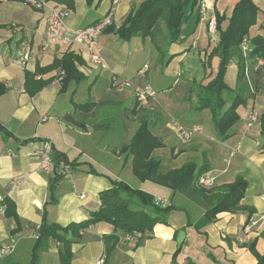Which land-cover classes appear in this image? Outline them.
<instances>
[{
	"label": "crops",
	"instance_id": "obj_1",
	"mask_svg": "<svg viewBox=\"0 0 264 264\" xmlns=\"http://www.w3.org/2000/svg\"><path fill=\"white\" fill-rule=\"evenodd\" d=\"M45 1L54 4L61 0ZM112 1L94 0L88 7L84 0H73L67 25L76 29L95 24L112 9L111 26L117 28L145 0H118L115 5ZM202 1L207 8L205 19H214L215 12L228 18L221 1L198 3ZM253 2L259 11L249 38L264 35V0ZM226 26L227 21L222 22L221 28ZM45 32L44 10H34L20 0L0 3V85L5 88L0 95V197L13 203L21 226L18 233L12 234L16 224L4 216L2 207L0 246H13L14 252L0 259V264H30L35 229L43 221L66 226L86 220L98 209L99 194L109 190L112 182L148 193L162 201V207L171 203L184 207V201L172 196L170 190L137 181L130 172V159L123 164V156H119L121 146L130 142L143 122L163 143L152 154L163 169L192 162L206 169L203 174L213 176L215 185L231 183L241 176L247 182L240 201L245 210L219 214L213 221L206 220L203 212L194 207H187V212L172 210L167 224H156L150 237L138 247L134 248L132 241H120L109 256L104 252L102 237L110 234L112 227L98 223L86 231L82 242L72 245L71 264H95L102 256L103 264H170L177 250V264L186 260L194 264H256L249 247L253 245L259 255L264 254V220L248 237L242 227L249 216H264V148L259 125L246 129L244 118L264 110V79L253 96H245V103L236 110L238 122L230 128L228 137L220 140L209 110L195 107V89L211 81L218 67L216 57L209 68L203 66V58L216 46L218 34L208 33L207 22L201 21L199 15L195 22L191 17L185 22L177 42L165 49L160 45L163 60L149 39L121 41L112 33H102L98 43L106 69L91 64L81 46H45ZM66 53L78 60L75 65L82 81L60 92L57 70L35 75L33 81L50 82L30 95L24 87L25 72L34 74L36 68L48 67ZM144 64L148 70L140 75L138 70ZM112 76L129 80L134 86L151 87L154 97L146 104H138L132 89L113 85ZM226 78L234 81V86L229 87L234 89V62L227 67ZM88 101L94 103L90 113L74 112L73 103ZM167 114L186 126L198 127V133L189 142L179 144L168 129ZM66 115H72L74 122H65ZM41 118L46 121L40 123ZM47 139L52 141V151L62 154L73 166L70 174L57 182L53 202L48 189L52 177L38 169L35 155ZM14 180L19 181L17 185H13ZM179 234L183 235L180 245ZM58 263L56 245L49 242L37 264Z\"/></svg>",
	"mask_w": 264,
	"mask_h": 264
},
{
	"label": "trees",
	"instance_id": "obj_2",
	"mask_svg": "<svg viewBox=\"0 0 264 264\" xmlns=\"http://www.w3.org/2000/svg\"><path fill=\"white\" fill-rule=\"evenodd\" d=\"M84 1L88 7L94 2V0ZM191 1L193 6L198 3V0H145L128 13L119 27L115 28L110 25L103 33H112L121 41H129L136 37L142 41L149 39L160 54V59L163 60V49L160 48V45L165 49L179 40L183 10ZM49 5L65 10L67 15L74 8L73 0H61ZM258 11L253 0H239L229 18L215 12L218 41L208 53L206 60L203 61V66L209 68L211 59L216 57L218 59L217 72L205 86L195 89V107L198 110H209L214 130L220 140L226 139L230 128L238 122L239 116L236 110L245 103V96H253L263 84L264 35H256L251 38L248 36L249 29L256 24ZM224 21H227V26L222 29L221 24ZM261 29L264 32V26ZM243 39L247 40L245 52L241 49ZM257 61L262 63L258 64ZM76 62L78 60L71 53H66L50 66L43 69L36 68L34 74L25 72V90L33 96L50 82V80L41 81L40 79L33 81L35 75H43L57 70L56 78L60 83L59 91L64 92L71 83L76 84L83 79L76 69ZM232 62L236 66V87L229 89L224 82V76L227 67ZM127 82L132 85L131 81L127 80ZM33 85L35 86L31 90ZM4 92V86L0 85V95ZM148 99L150 98L148 97ZM228 103L229 105L226 107ZM93 108L94 103L90 101L84 104L73 103L76 114L90 113ZM256 116L264 148V110ZM63 120L73 123L74 117L66 115ZM162 147V141L154 136L148 124L143 122L140 123L130 142L121 146L118 153L119 156H123V164L130 159V172L137 181L140 183L150 182L170 190L172 196H178L184 201V207L172 203L162 207L151 195L132 189L121 182H112V187L109 190L99 194V207L96 211L91 212L86 220L66 226L43 221L34 231L35 239L30 247V264H37L40 254L47 249L49 242L56 245L58 264H71L72 245L82 242L86 231L98 223H106L112 227V232L102 237L104 252L109 256L120 241L125 242L126 235L131 237L130 242L134 243V248L138 247L143 240L150 237L156 224H167V215L172 210L187 212V207H194L201 210L208 221L215 220L216 216L222 213H236L245 210L240 206V201L247 188V182L241 176L235 177L231 183L214 185L209 188L201 187L197 181L206 169L197 168L194 163H186L179 168L165 170L162 168L160 160L152 156L155 150ZM52 159L56 166L60 162L68 163L62 154L53 151ZM72 168L73 166H71ZM90 172L97 174L92 170ZM61 178L63 177L55 175L49 180L48 189L51 202L55 201V186ZM1 206L4 207V216L12 218L16 224V228L11 233H18L21 226L13 203L4 197L0 202ZM249 249L255 257L256 264H264V254L259 255L253 245ZM178 254L179 250L172 256L170 264H177ZM184 264L194 263L186 260Z\"/></svg>",
	"mask_w": 264,
	"mask_h": 264
},
{
	"label": "built area",
	"instance_id": "obj_3",
	"mask_svg": "<svg viewBox=\"0 0 264 264\" xmlns=\"http://www.w3.org/2000/svg\"><path fill=\"white\" fill-rule=\"evenodd\" d=\"M11 0H0V3L7 2ZM25 4H28L36 9L45 11V46L51 44H57L68 48L72 45H77L83 47L88 55L89 62L91 64L97 65L102 69H106V63L102 57L101 49L98 43L99 36L103 31L111 25V15L112 9L99 21L95 24L83 27L71 29L67 25V14L66 11L58 9L53 5H49L44 0H20ZM118 0H113L112 3L115 5ZM198 3V12L200 15L201 21L207 22V31L208 33L214 34L216 32L215 21L214 19H205L204 11L205 8L203 4ZM241 49L243 52L247 50V40L243 39L241 43ZM258 64H261V61H257ZM148 70V65L144 64L139 70L138 74L143 75ZM113 85L122 87H132L131 83L127 81L119 80L116 76L111 77ZM133 92H135V100L138 104H146L148 102V97L151 99L154 97V92L147 86L133 87ZM246 129L257 125V116L256 113H251L244 118ZM46 121V118H41L40 123ZM168 129L175 134L177 139L182 143L189 142L195 134L198 133L199 128L196 126H183L179 124L171 115L167 114ZM233 154V153H232ZM36 158L38 161V169L47 174L48 176H59L65 177L70 174L72 171L70 164L60 162L58 166L55 165L52 159V141L47 139L41 142L39 150L36 152ZM19 181L14 180L13 185H17ZM198 185L204 188H209L215 185V179L213 176L208 173H204L198 178ZM264 199V196L262 197ZM2 198L0 197V202ZM157 204H162V201L156 200ZM2 213V206L0 207V214ZM264 220V216L260 217H249L245 224L242 227V233L245 236H249L257 227L260 222ZM131 237L126 235L124 237L125 242H130ZM14 252L13 246H0V259H3L7 256H10ZM104 256L100 257L95 264H103Z\"/></svg>",
	"mask_w": 264,
	"mask_h": 264
},
{
	"label": "rangeland",
	"instance_id": "obj_4",
	"mask_svg": "<svg viewBox=\"0 0 264 264\" xmlns=\"http://www.w3.org/2000/svg\"><path fill=\"white\" fill-rule=\"evenodd\" d=\"M219 1H221L222 3H223V5H224V8H225V10H227V13L226 14H229V16H228V18L231 16V12H232V10H233V8L235 7V5H236V3L239 1V0H219ZM220 2V3H221ZM201 4H203V6H204V8H205V11H204V15H206V10H207V8H206V3L205 2H203L202 1V3ZM200 4V5H201ZM197 13H198V15H199V12H198V7H197V4H196V6H193L192 5V1L188 4V6L187 7H185L184 8V10H183V22H182V28H183V26L185 25V22L187 21V20H189V18L191 17V19H192V21L193 22H195L196 20H197ZM200 16V15H199ZM203 17H205V16H203ZM225 18H227V16H224ZM214 21H215V17H214ZM190 30H192V29H190ZM217 44V43H216ZM103 57V56H102ZM206 57H207V55H205L204 56V58H203V61H205L206 60ZM105 61V60H104ZM106 62V61H105ZM225 76H226V73H225ZM225 76H224V78H225ZM224 82H225V84H226V86L229 88H231L232 86H234V81L233 82H230V80L228 79V78H226V79H224ZM133 87H135V86H132V87H130L131 89H132V92H133ZM140 87V86H139ZM144 87V86H143ZM128 88V87H127ZM150 89H151V87H149ZM229 88V89H230ZM152 90V89H151ZM153 91V90H152ZM155 94V93H154ZM133 96H134V98L136 97V95H135V92H133ZM172 116V115H171ZM173 117V116H172ZM242 117V115L240 116V118ZM174 118V117H173ZM175 119V118H174ZM179 124H181V125H183L184 126V124H182L181 122H179L177 119H175ZM242 120V122H244V120L243 119H241ZM167 123H168V121H167ZM186 126V125H185ZM173 134V136H174V138L176 139V141L179 143V144H183L181 141H179L178 139H177V137L175 136V134L174 133H172ZM193 138V137H192ZM186 163H192V162H186ZM186 163H184V164H186ZM183 164V165H184ZM155 187H158L157 189H163V187H159V186H155ZM146 194H148V193H146ZM150 195V194H149ZM155 195H156V197L159 199H161V196L159 195V194H157V192H155ZM152 196V195H151Z\"/></svg>",
	"mask_w": 264,
	"mask_h": 264
},
{
	"label": "water",
	"instance_id": "obj_5",
	"mask_svg": "<svg viewBox=\"0 0 264 264\" xmlns=\"http://www.w3.org/2000/svg\"><path fill=\"white\" fill-rule=\"evenodd\" d=\"M182 237H183V235L182 234H179V236L177 238L178 245L181 244Z\"/></svg>",
	"mask_w": 264,
	"mask_h": 264
}]
</instances>
